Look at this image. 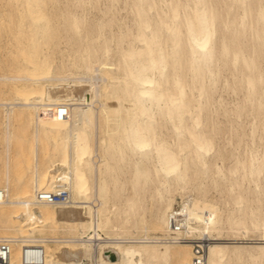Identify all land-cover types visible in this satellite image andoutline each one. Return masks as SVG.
<instances>
[{"label":"bare ground","instance_id":"obj_1","mask_svg":"<svg viewBox=\"0 0 264 264\" xmlns=\"http://www.w3.org/2000/svg\"><path fill=\"white\" fill-rule=\"evenodd\" d=\"M7 1L26 38L0 75L13 258L42 244L50 264H191L192 243L167 239L180 195L206 264H264V0ZM63 188L69 203L37 197Z\"/></svg>","mask_w":264,"mask_h":264},{"label":"built area","instance_id":"obj_2","mask_svg":"<svg viewBox=\"0 0 264 264\" xmlns=\"http://www.w3.org/2000/svg\"><path fill=\"white\" fill-rule=\"evenodd\" d=\"M2 197V195H0ZM39 200L54 203H69L70 192L63 188L58 192L40 191L37 193ZM171 236L168 240L175 242L190 241L192 243L193 260L191 264H206L207 250L212 239L208 236H189L183 234L187 231L188 212L180 204L176 205L169 215ZM181 233V234H179ZM0 264H50L47 261V251L42 244H24L18 260L13 258L11 240H0Z\"/></svg>","mask_w":264,"mask_h":264},{"label":"rangeland","instance_id":"obj_3","mask_svg":"<svg viewBox=\"0 0 264 264\" xmlns=\"http://www.w3.org/2000/svg\"><path fill=\"white\" fill-rule=\"evenodd\" d=\"M8 2L7 4H8V6H7V4H6V2ZM1 2H4L3 4L5 5V8L8 10V12H10L9 10H11L10 8H12V13L14 14L13 15V19L11 18V16L10 17H7L10 13H7V12H5L6 11V9L5 8H3V6L1 5L2 3ZM103 0H101L100 1V5H101V7H106L105 5H103V3L105 4L106 3V1H104L103 3ZM13 3V1H11V4ZM102 3V4H101ZM13 5H14V3H13ZM103 5V6H102ZM0 6H1V10H3L2 11V13H1V10H0V13L1 14H3L4 12H5V14L6 15H2V17L0 18V19H5L6 17H7V20L5 19V21H3V24L1 23V21H0V25H1V29L2 30H0V68H1V70H3V71H1L0 70V75H3V74H8V75H14L13 74V72H14V70L15 71H17L18 69H19V67H21L22 66V64L24 63V58H23V56H22V45H24L23 44V42L24 41H26V38L24 37V39H23V36L22 37H20L19 35L20 34H18V33H15V31H16V29H17V27H18V23H19V21H20V17H22L23 15L22 14H24V13H22V12H24V11H22L21 12V10H18L19 8L17 7V6H15L14 5V7H11L12 5H10V2L9 1H7V0H0ZM9 8H7V7ZM119 6V8L120 7H122V6H124V4H122V2L118 5ZM15 10H14V9ZM91 9V10H90ZM89 9V13H91V12H94V14L93 13H91L90 15L93 17H95L96 15L98 16L99 14H100V12H98L99 10L97 9V8H94V9H92V8H90ZM97 11H96V10ZM55 12V14L53 13V16H56V11H54ZM121 12H122V15L124 14V15H126V12H125V10H124V12H123V9H121ZM99 13V14H98ZM11 15V14H10ZM1 16V15H0ZM4 17V18H3ZM25 17V16H24ZM8 18H11L12 19V22L13 23H11L10 21H11V19H9V22H7L8 21ZM55 18V17H54ZM24 20L25 18H21V20ZM56 19V18H55ZM54 19V20H55ZM57 20V19H56ZM55 20V21H56ZM16 21H17V23H16ZM23 22V21H22ZM26 22V21H25ZM24 22V23H25ZM10 25H9V24ZM12 25V26H11ZM14 28H15V30H14ZM6 30V31H5ZM9 32H8V31ZM13 31V32H12ZM1 33L3 34L2 35V37H1ZM9 33H11V34H9ZM19 37V38H18ZM21 38V39H20ZM19 45H21V46H19ZM62 45V47H60L61 49L63 48V45H64V47H65V44H61ZM16 48H18V50L16 49ZM10 49H12V50H14V53L15 52H17L15 55H13L12 53H13V51L11 52L10 51ZM20 49V50H19ZM15 50H17V51H15ZM9 51H10V53H9ZM59 49L56 51V55H55V58L57 59L56 61H57V63H58V60H59V58H60V56H59ZM19 53V55L18 56H16L17 54ZM22 57V58H21ZM19 58H21V61H22V63H21V61H20V59ZM3 60V61H2ZM61 60V59H60ZM6 61V62H5ZM19 61H20V63H19ZM9 62H10V64H9ZM60 62V61H59ZM12 63H14V64H16L15 65V67H14V64H13V68H12ZM2 64V65H1ZM7 64H8V67H10L11 66V69L10 68H8L7 67ZM17 66V67H16ZM7 68V69H6ZM18 68V69H17ZM6 70V72H4ZM12 70H13V72H12ZM9 71V72H8ZM18 72V71H17ZM15 74H16V72H15ZM94 74H96V73H94ZM95 79H97V80H95L94 79V81L96 82V83H98L99 82V85H103V83L105 82V80H103V77H101V76H99V74H96L95 75ZM99 77H101L100 79H98ZM8 81V82H7ZM6 82H4L3 84H5V85H7L6 87H7V89H9L10 88V86L13 84V83H11V82H13L12 80L10 81V80H7ZM100 81H102V82H100ZM10 82V83H9ZM9 83V84H8ZM85 83H86V81H85ZM87 83H89V82H87ZM3 84H2V88H0V90L2 89V91H0V94H1V92H4L3 93V95L5 94V93H7V89L5 88V85L3 86ZM5 89H6V91H5ZM10 91H8V93H9ZM7 93V94H8ZM228 92H223V96H224V98L227 100V101H229V102H233V101H231V100H234L235 101V96L232 94V93H228ZM7 94H5L4 96H7ZM225 94V95H224ZM2 94L0 95V96H3ZM228 95V96H227ZM9 96H11L12 98H13V94H8V96L7 97H9ZM234 96V97H233ZM231 97V98H230ZM0 109H1V107H0ZM2 110V109H1ZM23 130V128L22 127H19V128H16L15 129V131H14V134H15V138H17V139H15L14 140V143H13V145H12V149L13 150H16L17 148H19L20 147V139L21 138H23V137H21L20 138V135H23V132L21 131V129ZM20 134V135H19ZM17 136V137H16ZM227 136V135H226ZM21 140H23V139H21ZM29 141V143L27 142L26 143V141L24 140L23 142L24 143H26V144H24V145H22L23 147H28V146H31L32 145V141L31 140H28ZM23 144V143H22ZM31 144V145H30ZM19 145V146H18ZM231 146H229V148H230ZM16 152V151H15ZM4 160H5V134H4V129H3V126L0 124V171L3 169V162H4ZM228 161V160H227ZM229 162V163H228ZM228 162H226V164H230V161H228ZM213 192H214V194H217V192H215L214 190H212V194H213ZM210 194H211V192H210ZM181 201V196L180 195H178L177 196V201H176V203H175V205L174 206H176V205H178V204H180L179 202ZM178 202V203H177Z\"/></svg>","mask_w":264,"mask_h":264}]
</instances>
